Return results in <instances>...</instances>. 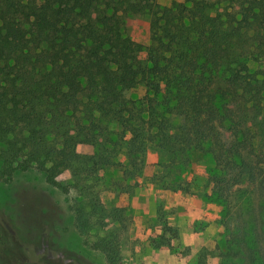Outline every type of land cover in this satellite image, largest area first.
I'll return each mask as SVG.
<instances>
[{"label":"trees","instance_id":"16d2710c","mask_svg":"<svg viewBox=\"0 0 264 264\" xmlns=\"http://www.w3.org/2000/svg\"><path fill=\"white\" fill-rule=\"evenodd\" d=\"M88 1L0 0V180L34 169L75 190L77 232L93 231L89 247L115 264L125 207L94 193L132 194L149 146L163 157L151 178L172 191L186 189L188 165L204 155L205 199L228 206L247 184L264 196V71L248 64L264 56V0ZM145 14L143 45L125 21ZM79 144L91 153L80 157ZM235 206L251 221L248 197ZM159 230V246L170 247L176 231L165 220ZM243 240L249 264H264L254 235Z\"/></svg>","mask_w":264,"mask_h":264},{"label":"rangeland","instance_id":"374dc122","mask_svg":"<svg viewBox=\"0 0 264 264\" xmlns=\"http://www.w3.org/2000/svg\"><path fill=\"white\" fill-rule=\"evenodd\" d=\"M76 1L82 7L90 4L88 0ZM179 1L157 0L163 6ZM125 22L130 37L146 45L147 15L129 17ZM248 64L261 73L264 56L249 60ZM170 120L173 124L183 123L182 116L176 114H172ZM76 150L80 157L91 153L87 144L77 145ZM145 154V166L132 194L102 190L94 193L96 201L107 207L124 205L126 209L135 202L141 205L147 200V207L152 212L138 226L125 212L127 218L116 234L119 259L115 264H195L196 256L201 252H208L207 264H249V252L243 240L248 232L254 235L255 249L264 262V221L259 217L264 196L255 186H236L240 191L230 197L229 205H220L204 197L208 192L205 170L210 166L208 157L201 155L188 165L183 177L187 184L185 190L172 191L151 178L158 168L157 162L163 161L162 155L151 146ZM78 172L79 169L65 170L57 179L63 181ZM108 175L112 179L118 178V173ZM135 191H139L138 198L133 197ZM76 197L73 189L64 193L45 183L42 174L34 169L15 172L8 182L0 180V264H107L99 250L89 247L95 238L93 231L83 236L74 226L70 206ZM245 197L249 199L251 221L235 206ZM159 215L161 221L165 220L177 233L176 238L170 239V247L159 246L157 242L161 226V221H156ZM137 230L139 234L141 230L147 231L144 239L158 254L135 251ZM165 235L170 232L166 231ZM154 239L156 242H152ZM139 246L143 249L142 244ZM227 252L229 254L225 256ZM234 252L238 257L232 254Z\"/></svg>","mask_w":264,"mask_h":264},{"label":"crops","instance_id":"0c3cea01","mask_svg":"<svg viewBox=\"0 0 264 264\" xmlns=\"http://www.w3.org/2000/svg\"><path fill=\"white\" fill-rule=\"evenodd\" d=\"M133 197L138 198L139 197V191H135ZM148 202H149V200H148ZM138 204L139 203L135 202V203L131 204L129 207L127 206L125 209V212L127 214L131 215L133 220H135V225H137V226L143 222V219H145V217H149L150 213L152 214L150 209L147 207V200H143V203H141V205L140 204L138 205ZM139 232L140 231L137 230V234L134 237V238H136L134 241L135 251H137L138 254H158V251L154 250L153 248L148 246V242L144 239L145 238L144 233H147V231L141 230L140 234H139ZM139 244H142L143 249L140 248ZM146 248H148V249H146Z\"/></svg>","mask_w":264,"mask_h":264}]
</instances>
